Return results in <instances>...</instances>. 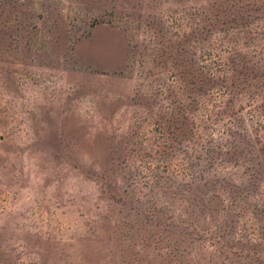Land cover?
I'll return each instance as SVG.
<instances>
[{
    "label": "rangeland",
    "instance_id": "374dc122",
    "mask_svg": "<svg viewBox=\"0 0 264 264\" xmlns=\"http://www.w3.org/2000/svg\"><path fill=\"white\" fill-rule=\"evenodd\" d=\"M0 264H264V0H0Z\"/></svg>",
    "mask_w": 264,
    "mask_h": 264
},
{
    "label": "trees",
    "instance_id": "16d2710c",
    "mask_svg": "<svg viewBox=\"0 0 264 264\" xmlns=\"http://www.w3.org/2000/svg\"><path fill=\"white\" fill-rule=\"evenodd\" d=\"M219 95H221V96H222L223 94H221V92H219Z\"/></svg>",
    "mask_w": 264,
    "mask_h": 264
}]
</instances>
